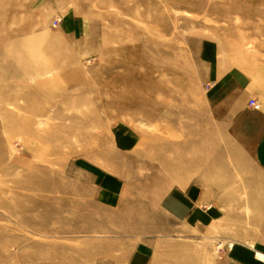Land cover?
Wrapping results in <instances>:
<instances>
[{
    "label": "rangeland",
    "instance_id": "374dc122",
    "mask_svg": "<svg viewBox=\"0 0 264 264\" xmlns=\"http://www.w3.org/2000/svg\"><path fill=\"white\" fill-rule=\"evenodd\" d=\"M100 1L0 0V264H111L174 226L155 203L177 190L216 207L215 237L208 228L199 242L205 264L233 241L264 245V163L228 165L234 138L216 106L264 111V0ZM216 65L240 69L247 86L216 95ZM27 69L45 75L25 79Z\"/></svg>",
    "mask_w": 264,
    "mask_h": 264
},
{
    "label": "crops",
    "instance_id": "0c3cea01",
    "mask_svg": "<svg viewBox=\"0 0 264 264\" xmlns=\"http://www.w3.org/2000/svg\"><path fill=\"white\" fill-rule=\"evenodd\" d=\"M214 69L212 80L214 79L218 84L216 95L218 90L225 87L227 83L234 82L241 88L242 85L247 86L245 74L240 69L232 66L231 68H224L220 65L214 66ZM253 93L257 94L256 91ZM238 97L237 100L243 103L244 101L240 96ZM218 103L216 106L227 107L221 109L224 113L220 120L224 123L222 129L227 130L226 138L229 140L234 138L233 144L230 143L233 161L229 162L228 165L248 164L249 161L251 163H264V111H250L246 117L237 113L236 108H229L231 105L229 98L224 101L219 98ZM227 122H232V125L225 126ZM120 136L124 137L123 132ZM209 142H205V146L208 151L212 152L214 147L212 142ZM240 145L244 148V154L250 157L247 161L242 159L241 153L233 150ZM221 162L218 161L216 166ZM206 166H214L213 159L211 161L207 159ZM200 203V199L197 200V196L193 192L183 194L178 190L161 198L155 203V206L174 226L167 227L162 223L156 229H151L145 238H142L129 249L130 251L117 249V257L111 264H205L202 255H200L201 257L198 255L199 250L202 251L199 248V242H202L204 231H207L208 228L211 232V238L215 237V233L207 224L210 222L211 226L213 225L216 207L209 206L207 210H203L198 207ZM258 245L233 241L229 243L230 247L227 249L226 255L215 259L213 264H264V260L262 261L255 254L256 250L264 253V249L261 248L264 245L261 243Z\"/></svg>",
    "mask_w": 264,
    "mask_h": 264
},
{
    "label": "bare ground",
    "instance_id": "6f19581e",
    "mask_svg": "<svg viewBox=\"0 0 264 264\" xmlns=\"http://www.w3.org/2000/svg\"><path fill=\"white\" fill-rule=\"evenodd\" d=\"M101 1H104V0H101ZM100 1V2H101ZM122 1H124V0H121V2ZM181 1H183V2H181ZM145 0V2H144V0H135V1H133L135 4H138L139 5V3H142V5L145 3V5L146 6H149L150 4H153V7H154V4H155V6H157V8H154L155 10H158V9H160L161 7L162 8H175V9H183V8H185V7H188L189 8V6L191 5V0ZM2 2H4V1H2ZM7 2V1H6ZM80 2H82V1H80ZM83 2H84V0H83ZM105 2V1H104ZM107 2V1H106ZM125 2V1H124ZM123 2V3H124ZM8 3V2H7ZM6 3V4H7ZM131 3V2H130ZM188 3V4H187ZM9 4H12V3H9ZM122 4V3H121ZM8 5V4H7ZM13 5V4H12ZM0 6H2V5H0ZM11 5H9V7H10ZM16 6V5H15ZM150 6H152V5H150ZM8 7V6H7ZM125 7V6H124ZM126 8V7H125ZM152 8V7H151ZM195 8H197V7H195ZM8 9H11V8H8ZM17 9V8H16ZM149 9V8H148ZM131 11V10H130ZM160 12V11H159ZM8 15V14H7ZM5 16V15H4ZM28 18H29V16H28ZM14 19H16V18H14ZM22 19V18H21ZM32 19V18H31ZM13 21H15V20H13ZM26 21H28V20H26ZM13 23H15V22H13ZM27 23V22H26ZM19 24V23H18ZM9 25V24H8ZM35 27V26H34ZM145 27V26H144ZM164 27H166V26H164ZM5 28H6V26H5ZM2 29H3V27H2ZM2 29H0L1 31H2ZM6 29H11V28H6ZM34 29V28H33ZM166 30H167V28H166ZM0 31V32H1ZM2 33V32H1ZM120 33V32H119ZM29 34V33H28ZM28 34H27V36H28ZM31 34H33V33H31ZM111 34V33H110ZM26 35V34H25ZM9 36H11V34L9 35ZM12 36H13V33H12ZM118 36V35H117ZM19 37V36H18ZM109 37V36H108ZM7 38V37H6ZM17 38V37H16ZM31 38V37H30ZM114 38H117V37H114ZM121 38V37H120ZM112 39V38H111ZM119 40V39H118ZM121 40V39H120ZM32 41H34V40H32ZM104 41V40H103ZM134 41V40H133ZM143 41V40H142ZM15 42V41H14ZM31 42V41H30ZM115 42V41H114ZM122 42V41H121ZM138 42V41H137ZM106 43V42H105ZM104 43V44H105ZM127 43H129V42H127ZM126 43V44H127ZM135 43V42H134ZM139 43V42H138ZM143 43V42H142ZM14 44H16V42L14 43ZM13 44V45H14ZM17 44H21V43H19V42H17ZM122 44H124V41H123V43ZM125 44V45H126ZM131 44V43H130ZM109 45V44H108ZM143 45V44H142ZM107 46V45H106ZM15 47V46H14ZM26 48H24V50H25ZM32 49H34V48H32ZM19 50V49H18ZM17 50V51H18ZM9 52H11V51H9ZM25 52H26V50H25ZM3 53L4 54H6V53H8V49L6 48V50L5 51H3ZM26 54V53H25ZM34 54V53H33ZM29 55V54H28ZM38 55V54H37ZM16 56H17V54H16ZM27 56V55H26ZM32 56V55H31ZM110 56V55H109ZM28 57V56H27ZM105 57V56H104ZM20 59H21V57H20ZM23 59V58H22ZM18 60H19V58H18ZM105 60H106V58H105ZM24 61V60H23ZM29 61V60H28ZM75 61V60H74ZM20 62L21 61H12V62H7V64L6 65H4V69H5V74L6 75H13V76H15V75H18V73H17V71H15L14 70V68L13 67H16V69H17V67L20 65ZM120 63H122V62H120ZM22 64V63H21ZM24 64V63H23ZM26 64V63H25ZM24 64V65H25ZM24 65H23V68H24ZM43 65H45L44 63H43ZM33 66V65H32ZM48 66V65H47ZM46 66V67H47ZM76 66V65H75ZM31 67V66H30ZM49 67V66H48ZM47 67V68H48ZM25 68H26V66H25ZM41 68H43V67H41ZM141 68V67H140ZM8 69H9V71H8ZM118 70V69H117ZM120 70V69H119ZM8 71V72H7ZM20 73H22L21 75L25 78V79H29V80H36L38 77L40 78L41 76H43V75H45V73H42L41 71H39V70H37V71H31V70H26V71H20ZM4 75V74H3ZM56 75V74H55ZM54 75V76H55ZM5 76V75H4ZM3 76V77H4ZM12 76V77H13ZM2 76L0 77V81L2 80V79H4ZM49 82V81H48ZM51 82H49V84H50ZM55 83V82H54ZM47 84V81H44V80H38L37 81V83L35 84V87L36 88H38L36 91H34V93L35 94H32V92L30 91V93H29V95H28V100L31 98V97H34V95L38 98V96H40L41 95V92H43L42 91V88H43V86L44 85H46ZM57 83H55L54 85H56ZM51 85V84H50ZM109 84H107V85H105L106 87V89H110L109 87L110 86H108ZM93 86V85H92ZM42 87V88H41ZM44 90V89H43ZM45 91V90H44ZM49 91V90H48ZM101 92V91H100ZM52 94V93H51ZM43 95V94H42ZM2 96V95H1ZM3 98V97H2ZM34 100H35V98H34ZM2 104V103H1ZM0 109H1V111H2V109H3V105H2V107H0ZM33 111H34V109H33ZM41 112L42 110L41 109H38L36 112ZM32 112V111H31ZM2 114L4 115V117H3V119H4V121L7 123V124H9V122L11 121V120H16L13 116H12V114L11 113H5V112H2ZM18 120V119H17ZM149 120V119H148ZM27 125V122H24L23 121V123H22V121H21V125H17L16 124V127H21L22 129H24L23 127L25 126V128H27L28 130H29V128L26 126ZM23 126V127H22ZM6 127H8V126H6ZM8 130H11V129H15V127L13 128L11 125L7 128ZM118 134H119V132H117ZM117 137V139L119 138V136H116ZM131 138V137H130ZM128 139H129V136H128ZM132 140H134V139H132ZM130 143V142H129ZM238 165V164H237ZM239 166V165H238ZM209 167V166H208ZM212 167V166H211ZM210 168V167H209ZM209 168H207V169H209ZM257 171V170H256ZM205 173V172H204ZM207 173H208V171H207ZM218 173V172H217ZM244 173H246V172H244ZM249 173V172H248ZM250 173H252V171H250ZM255 173V172H254ZM257 173V172H256ZM210 174V173H209ZM235 174V173H234ZM231 175V174H230ZM244 175V174H243ZM253 175V174H252ZM254 175H256V174H254ZM249 176L251 177V174H249ZM243 177H246V176H243ZM49 178H52V177H49ZM228 178V177H227ZM230 178V177H229ZM258 178V177H257ZM263 178V177H262ZM231 179V178H230ZM236 179V178H235ZM221 180V179H220ZM233 180V179H232ZM224 184V183H223ZM260 185V184H259ZM199 186V185H198ZM254 186V185H253ZM216 187V186H215ZM226 188V187H225ZM244 188V187H243ZM232 189V188H231ZM248 189V188H247ZM254 189V188H253ZM233 190V189H232ZM231 190V191H232ZM250 190V189H249ZM257 194V193H256ZM261 221H263V220H261ZM232 244H230V246H231ZM232 247V246H231ZM254 248V247H253ZM254 252V251H253ZM255 254L257 255V257L259 258V259H261L262 261L264 260V253L263 252H261L260 250H256L255 251Z\"/></svg>",
    "mask_w": 264,
    "mask_h": 264
},
{
    "label": "built area",
    "instance_id": "2783aa9c",
    "mask_svg": "<svg viewBox=\"0 0 264 264\" xmlns=\"http://www.w3.org/2000/svg\"><path fill=\"white\" fill-rule=\"evenodd\" d=\"M59 20H60V18L55 19V24H57ZM250 106L253 109H258L259 108V105L257 104V102L254 99L250 100Z\"/></svg>",
    "mask_w": 264,
    "mask_h": 264
}]
</instances>
